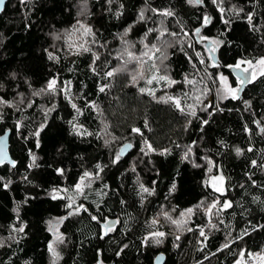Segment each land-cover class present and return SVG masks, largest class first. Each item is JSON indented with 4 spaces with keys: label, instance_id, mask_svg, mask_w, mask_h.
Segmentation results:
<instances>
[{
    "label": "trees",
    "instance_id": "1",
    "mask_svg": "<svg viewBox=\"0 0 264 264\" xmlns=\"http://www.w3.org/2000/svg\"><path fill=\"white\" fill-rule=\"evenodd\" d=\"M82 1L84 0H30L26 5L21 4L20 0L8 2L0 16V84L3 85L0 95L11 100L17 85L20 86L19 90L27 91V86L23 83L25 77L30 80L33 88L38 89L50 76L59 73L63 80L73 82L74 93L82 92L89 100H96L104 109L102 117L85 110L80 121L88 130L103 135V120L118 140L133 141V149L118 164L113 165L111 160L117 151L112 150L110 145H104L106 137L79 139L69 135L67 120L72 117L73 110L62 97L56 99L57 111L51 113L48 127L41 133V147L36 149L35 139L30 133L42 119L40 111L29 109L23 113L28 117L23 133L29 139L25 142L15 131V121L21 114L5 109L4 121L0 123V135L8 129L12 130L10 151L18 161V167L13 170H9L7 165L0 167V176L13 181L10 191H5L0 186V240L4 239L6 245H11L0 248V264H53L48 244L54 238L48 231L47 221L63 217L67 211L64 202L51 200L46 190L58 185H74L84 170L94 171L97 163L107 165L101 173L102 179L86 190L87 199H78V203L84 204L88 212H81L79 216H73L59 226L60 232L65 236V243L57 246L61 258L56 264H97L98 259L103 260V264H153L159 253L167 255L165 264H233L242 249H264V227H259L264 225V169L251 165L253 160L264 164V133L260 131L264 127V77L256 78L243 91L242 98L250 101L251 108L241 101L226 100L220 105L225 111L213 115L201 132V119H208L207 113L198 109L201 119L183 116L171 104L157 102L152 97L141 94L139 87L147 85L140 81L136 87L131 86L130 75L125 71L118 72L110 79L94 75L89 70L91 54L72 56L64 48L54 51L61 57L59 64L48 61L44 49L53 51V38L50 34L62 32L75 23L78 19V6ZM87 2L88 23L98 30L99 43L107 42L105 48L93 46V51L100 54L98 71L120 68L116 55L121 48L118 34L136 20L139 10L144 7V0H115L111 5L107 0ZM150 3L157 8H171L175 11L176 17L168 18L165 23L170 30L176 32H180V26L183 25L192 35L195 28L201 27L203 15L212 17V24L202 28L201 34L217 37L223 32L222 38L231 42V45L221 48L218 53L221 67L208 68V72L213 75L222 72L232 85L236 84V77L223 65L234 64L241 57L252 59L264 56V0H225L223 6L226 8L235 5L244 9L240 16L232 11L226 13V17L232 21L230 30L221 22L220 13L212 0H204L202 6L195 7L189 5L187 0H150ZM120 4L124 5L123 9L119 8ZM117 11L123 12L119 18L116 16ZM249 12L254 13V23L261 29L260 32L249 30L246 20ZM27 24L31 27L27 28ZM152 26L155 25L151 22L148 25L136 24L129 38L141 39L146 27ZM187 38L182 45L168 50L170 60L167 63L170 65L171 76L180 81L185 74L191 76L194 72L185 52L197 63L198 68H204L198 64L195 50L187 47L191 42ZM149 39L153 41L155 35ZM195 45L203 47L201 44ZM13 72L17 73L15 80L10 75ZM196 78L199 79V76ZM100 84L110 86L106 94L98 92ZM151 87L158 86L153 84ZM166 91L169 95L182 96L187 88L179 84ZM164 94L163 90L156 92L157 96ZM209 101L216 102L214 92L205 103ZM45 102L38 100L40 104ZM77 103L83 105L82 100H77ZM188 119L192 123L185 131ZM256 121L260 122L259 125ZM245 125L250 133L245 131ZM133 127L140 128L144 137L158 150L172 149V155H143L140 152V148L144 146L143 138L131 132ZM192 141L198 144L194 148V161L202 167H193L192 163L182 161V150L175 147V144L188 145ZM220 141H224L225 146H221ZM236 147L243 150V155L235 154ZM249 147L253 151H247ZM28 148H32L41 158L40 168L31 171L27 169ZM204 156L216 162L227 178V194L221 196L220 200H231L233 207L221 214L220 219L224 223L219 224L214 220L217 229H210L207 227L208 218L202 211L192 216L185 229L179 231L174 226L161 222L163 227L160 230L168 233V236L162 244L151 242L148 247H144V236L156 230L149 227V222L161 211H168L179 219V212L194 207L205 197L211 200L212 195H216L211 194V189L204 184L207 179ZM133 164L136 172L131 171ZM57 167L66 169V179L56 175ZM248 174L252 175L256 186L248 179ZM24 175L29 177L31 184L22 181L21 177ZM140 183L156 189L152 196L145 194L143 202L138 195ZM173 183L176 188L169 195ZM105 184L108 185L107 188H104ZM240 185L244 187L241 188ZM103 192H107V195H103ZM25 195L36 198L21 205L20 216L28 227L26 235L17 244L9 240L11 225L16 223L13 209L16 202L22 201ZM253 197L258 199L254 200ZM121 200L125 203L121 204ZM173 208L175 211H172ZM92 215L97 216L99 222L92 220ZM110 219L119 220L116 230L101 239V225ZM187 227H192L194 231H186ZM199 227H204L209 237L206 247L201 243L203 237L199 236ZM253 227L257 230L252 231ZM244 229L250 235L243 240L236 239L230 248L218 251L223 244L237 238ZM176 235H180L178 241L175 240ZM125 244L128 247L117 256L116 252Z\"/></svg>",
    "mask_w": 264,
    "mask_h": 264
},
{
    "label": "snow or ice",
    "instance_id": "2",
    "mask_svg": "<svg viewBox=\"0 0 264 264\" xmlns=\"http://www.w3.org/2000/svg\"><path fill=\"white\" fill-rule=\"evenodd\" d=\"M21 4H27L30 0H20ZM115 0H107L109 5L113 4ZM6 0H0V12L5 10ZM187 3L192 6H202L204 0H187ZM212 3L217 6V10L221 16V22L230 30L231 28V19L226 17V13L232 11L236 16H240L244 12L243 8H237L235 5H231L230 8L224 7L225 0H212ZM120 9L124 8L123 4L119 5ZM86 2L80 10L79 15L84 17L86 15ZM111 11V8H109ZM123 15L122 11H117L116 16L119 18ZM176 13L171 8H157L152 6L150 0H144V7H142L138 14L136 20L129 24L124 30L118 34V39L122 43L123 48L117 57L123 63L120 68H112L110 70L100 72L98 71L97 61L100 60V54L96 51H93V46L98 45L99 48H105L107 42L99 43L97 37V31L93 28L92 25L87 23L86 19H76L75 23L69 28L64 29L62 32L58 31L51 33L52 38L55 41H62L67 49L69 55L72 56H81L83 54H91L92 61L89 65V70L97 76H102L103 79H110L114 77L118 72L128 71L130 74V84L133 87H136L140 81H144L147 87H139V92L141 94L148 95L152 97L157 102H163L166 104H171L177 111H179L185 117H191L195 119H201L198 116L197 110L207 113L208 119H201L200 131H204V126H207L213 115L217 113H222L225 111L224 108H221V103L226 100L241 101L248 108H251L250 101L243 100L241 93L244 91V86L248 83H252L258 77H264V56L259 58L245 59L243 57L238 58L234 64H225L223 67L232 69L236 74V86L234 87L230 82L229 78L225 76L222 72H218L215 75L208 72V68H220L221 64L218 60V53L221 48L230 46L231 42L226 41L222 37L224 33H220V36L217 37H208L202 35V28H206L208 25L212 24V17L205 14L202 17L201 27L194 29L192 35L196 38L195 43L204 45V53L202 54L199 51L195 52L196 59L199 65H203L204 68L200 69L197 67V63L193 62L192 57L188 56L187 52L185 55L188 57L189 63L192 64L194 70L193 74H185L182 81L176 80L171 76L170 65L167 63L170 60L169 49L176 47L177 45H182V41L179 39L181 33L184 37H189V32L186 31L183 25L180 26V32L172 31L169 29L165 21L168 18H175ZM154 18H159L154 19ZM246 20L249 25V30L254 32H260L261 29L257 27L254 23V13L249 12L246 14ZM152 23L155 26L146 27L142 39L139 43L143 45L144 51L139 55L134 51L136 48L135 42L128 39L136 24L148 25ZM179 23V21H177ZM27 28H30L31 25L27 24ZM155 35V43L149 40L150 36ZM165 37H171L174 39H165ZM262 42H264V37H262ZM55 47V45H52ZM188 48L194 49V44L189 42L187 44ZM63 50V49H61ZM183 51V47H181ZM48 61L59 64L61 57L57 55L54 51H50L48 48L44 49ZM134 64L135 67L129 69L128 65ZM69 71H73L69 69ZM203 72V75H201ZM13 80L17 79V73L13 72L10 74ZM199 76V79L196 77ZM23 83L27 86V91L19 90V85H17V90L13 99H6L4 95H0V123L4 121L5 109H12L16 113L21 115L15 121V131L16 134L23 141L27 142L29 139L28 135H24L23 130L27 127L25 121L28 120L27 116H24L23 113L29 109H38L42 115L41 121L36 125L34 130L30 133V136L35 139V148L39 149L41 147V133L48 127V120L51 113L57 111V98H63L70 108L73 110L72 117L67 120L70 131L69 135L75 136L79 139H85L87 137H95L96 139H104V137H111V139H104V145L108 147L111 143H114L118 140V137H115L109 131V125L105 121H101L103 124V135L101 133H94L89 131L84 123L80 121V118L85 115V110H90L95 116L102 117L104 114V109L96 100H89L85 94L82 92L74 93L73 92V82L71 80H63L59 73L53 74L48 78L46 83L40 88H33L30 80L25 77ZM157 85L158 87L153 88L151 85ZM183 84L187 91L183 92L182 96L169 95L167 94V89H171L176 85ZM214 86V87H213ZM86 87V85H85ZM3 88V85L0 84V89ZM110 89L108 84H100L98 87V92L106 94ZM158 90H163L165 92L162 96H157L156 92ZM214 92L216 97V102L213 103L209 101L205 103L208 96ZM38 100H45L44 104L38 103ZM77 100H82L83 105L77 103ZM191 101V102H189ZM231 111V109H228ZM192 123L191 119L187 120L185 125V131H187L188 126ZM259 125V121H256ZM145 127L148 125L145 123ZM12 130L9 129L4 132L3 135H0V167L5 165L9 166V170L17 169L18 161L12 159L7 152V138L9 132ZM245 131L250 133L247 125H245ZM260 131L264 133V127H261ZM131 132L143 138V147L140 148V152L143 155L148 156L150 154H157L159 156H170L172 155V149L163 148L158 150L153 147L152 143L144 137V133L140 128L133 127ZM221 146H225L224 141L219 142ZM132 144H126L115 155L112 157L111 163L116 165L120 162L122 156L124 155L127 149L132 148ZM176 148L182 150V161H188L192 163L193 167H202V165L195 163L194 148L198 147L196 141H192L188 145L175 144ZM62 149H58L60 151ZM237 156L243 155V150L239 147L234 149ZM247 151L251 152L253 149L249 147ZM29 162L27 164V169L29 171L38 169L41 167L40 160L41 158L37 155L32 148L27 149ZM81 159H83L81 157ZM206 162L209 165L207 168L208 178L204 181L205 187L211 189L212 195L211 200L208 197H205L204 200H201L199 204L194 207H189L184 211L179 212V219L174 218L168 211H161L157 216L153 217L149 222L150 228H155L156 230L150 231L147 235L144 236L142 244L144 247H148L151 242H154L156 245L162 244L164 239L168 236V233L161 231L160 228L163 227L161 224V218L167 221L171 226H174L176 230L185 229L189 224L190 218L197 214V212L202 211L205 217L208 218L207 227L210 229H217V223L213 222L214 220L218 221L219 224H223V219H220L221 214L233 207V202L228 199H224L221 202L220 197L227 194L226 182L227 178L224 176L220 166L213 160L206 158ZM252 167H259L264 169V164H258L256 160L251 162ZM52 165H49L51 167ZM107 165H101L97 163L95 165L94 171L84 170L78 180L74 185L68 187L63 186H54L47 191L48 197L53 201H63L64 208L67 211V214L63 217L54 218L53 220L47 221L48 231L52 233L53 240L48 244V251L53 258V264L61 258L60 253L57 251V246L65 243V236L60 232L59 226L64 223L65 220L73 216H79L81 212H88V208L82 203H78L80 197L87 199L86 190L90 189L97 180H101V173L104 172V169ZM213 169H216V174L213 173ZM132 172H136L135 164L131 168ZM55 173L59 177L66 179V169L63 167L55 168ZM159 173L157 172V175ZM22 181L25 183L31 184L32 181L27 175L21 177ZM248 179L252 182L253 186H256V181L252 180V175L248 174ZM13 181L7 179L4 176H0V186L5 191L11 190V185ZM155 184V181H153ZM108 185L105 184L104 188H107ZM241 188L244 185H240ZM175 183L172 184L169 189V195L175 190ZM156 192L155 187L145 186L144 183L139 184L138 195L141 198V202L147 196H152ZM210 194V195H211ZM103 195H107V192H103ZM36 197L31 195H25L22 201L16 202V207L13 211L16 213L15 221L16 223L11 225V234L9 235V240L14 241L19 244L20 240L26 235V228L28 227L25 221L20 216L21 205H26L29 200L35 199ZM254 200H257V197H253ZM125 201L121 200V204H124ZM99 207V206H98ZM175 211V208L172 209ZM92 220L99 222L98 217L95 215L91 216ZM119 223V220L116 221H106L101 225L102 235L101 239L108 236L110 233L116 230V224ZM259 227H264L260 225ZM257 228L253 227L252 231H256ZM186 231L192 232L194 229L192 227H187ZM230 235V233H229ZM250 235L247 229H244L242 233L235 239L229 240V242L222 245L218 251H223L231 247L233 243L236 242V239L243 240L245 236ZM199 236L203 237L201 241L203 247H206L208 235L205 232L204 227H199ZM180 235L175 236V240H179ZM10 247L11 245H6L3 240H0V248ZM128 245H123L119 251L116 252L117 256H120L121 253L126 249ZM203 247L201 250H203ZM100 255V253H98ZM162 257H157L161 259ZM207 259V257H205ZM97 264H103V260L98 259ZM235 264H264V249L260 252H252L246 249H242L239 253V258L235 261Z\"/></svg>",
    "mask_w": 264,
    "mask_h": 264
},
{
    "label": "rangeland",
    "instance_id": "3",
    "mask_svg": "<svg viewBox=\"0 0 264 264\" xmlns=\"http://www.w3.org/2000/svg\"><path fill=\"white\" fill-rule=\"evenodd\" d=\"M86 2V15L84 16V17H81L80 15H79V13H80V10H81V8L83 7V5H84V3ZM88 13H89V9H88V2H87V0H84V1H82L80 4H79V6H78V18L79 19H86L87 20V15H88ZM87 23H88V20H87ZM128 39L129 40H131V41H133V42H135V44H136V48L134 49V51L137 53V55H139L142 51H144V49H143V45L142 44H140L139 43V41H140V39L139 40H133V39H130L129 37H128ZM142 39V38H141ZM165 39H174V38H171V37H165ZM179 39L182 41V42H185V41H187L186 40V37H184L183 36V34H181L180 35V37H179ZM188 39V41H190L191 40V42L194 44V50H195V52L196 51H199V52H201L202 54H205L204 53V45H202L203 47L201 48L200 46H197V45H195L196 43H195V37L194 36H192V35H190V37H188L187 38ZM150 40V39H149ZM151 42H153V43H155L156 41H155V39L152 41V40H150ZM53 45H55V47H53L52 49H53V51H59V50H61V49H63L64 50V48H65V45H64V43L62 42V41H55L54 39H53ZM121 48H120V50H119V52L116 54L117 55V57L119 56V54H120V52L122 51V48H123V45H122V43H121V46H120ZM66 49V48H65ZM66 51H67V49H66ZM206 55V54H205ZM117 60H118V62H119V65H120V67L122 66V61L120 60V59H118L117 58ZM133 67H135V65L134 64H129L128 65V68L129 69H131V68H133ZM125 72H127L128 73V75H130L129 74V72L128 71H125ZM226 76V75H225ZM229 82L231 83V81L229 80ZM232 84V83H231ZM234 87L236 86V84L235 85H233ZM215 99H216V97H215ZM106 139H111V137H106ZM128 142H132L133 143V141H131V140H116L114 143H112V144H110V146H111V148H112V150H116L117 152L120 150V148L125 144V143H128ZM205 157L206 158H209L208 156H204V161H203V163L207 166V168L209 167V165L207 164V162H206V159H205ZM193 159L195 160L196 159V157H195V154H194V156H193ZM209 159H211V158H209ZM212 160V159H211ZM213 175L214 174H216V169H213V173H212ZM207 178H208V174H207ZM93 185H94V183H93ZM92 185V186H93ZM78 202V201H77ZM173 217H174V215L172 214V213H170ZM161 222L163 223V224H169L167 221H165V220H163V218L161 219ZM4 242H5V240L4 239H2ZM252 252H260L259 250H257V251H252ZM239 258V257H238ZM237 258V259H238ZM233 264H235V262L233 263Z\"/></svg>",
    "mask_w": 264,
    "mask_h": 264
},
{
    "label": "water",
    "instance_id": "4",
    "mask_svg": "<svg viewBox=\"0 0 264 264\" xmlns=\"http://www.w3.org/2000/svg\"><path fill=\"white\" fill-rule=\"evenodd\" d=\"M9 1H10V0H6L5 8H6V6H7V4H8ZM3 12H4V11H3ZM3 12H0V16L2 15ZM218 60H219V58H218ZM219 62H220V61H219ZM228 70H229L230 73H232V74L236 77V74H235V71H234V70L229 69V68H228ZM249 84H250V83H248V84H246V85L244 86V90L246 89V87H247ZM242 94H243V92L241 93V96H242ZM8 130H9V129H8ZM3 134H4V133H3ZM3 134H2V135H3ZM10 139H11V132H9V134H8L6 147H7V152H8V154H9V156H10L12 159H14L13 156H12V154H11V151H10ZM129 143L133 145L132 142L125 143L124 145L129 144ZM124 145H123V146H124ZM123 146H122V147H123ZM122 147H121V148H122ZM132 149H133V147L130 148V149H127L122 157H126V156L132 151ZM225 186H226V185H225ZM109 221H116V220H115V219H110ZM157 257H162V258L158 260ZM166 259H167V255H166L165 253H159V254L155 257L153 264H165Z\"/></svg>",
    "mask_w": 264,
    "mask_h": 264
}]
</instances>
